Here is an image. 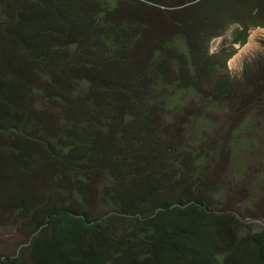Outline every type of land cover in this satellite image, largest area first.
<instances>
[{
  "label": "trees",
  "instance_id": "16d2710c",
  "mask_svg": "<svg viewBox=\"0 0 264 264\" xmlns=\"http://www.w3.org/2000/svg\"><path fill=\"white\" fill-rule=\"evenodd\" d=\"M144 1L0 0V212L30 226L0 264H264L207 170L223 128H177L182 91L264 102V57L234 91L207 48L264 27V0Z\"/></svg>",
  "mask_w": 264,
  "mask_h": 264
},
{
  "label": "rangeland",
  "instance_id": "374dc122",
  "mask_svg": "<svg viewBox=\"0 0 264 264\" xmlns=\"http://www.w3.org/2000/svg\"><path fill=\"white\" fill-rule=\"evenodd\" d=\"M170 1L188 2L167 0ZM144 2L146 9L151 12L154 6L146 0ZM238 2L230 0L222 11L236 15L242 13L243 4L241 6ZM162 12L163 9L160 13ZM190 12L185 6L183 16L186 17ZM166 15L167 18L171 17V14ZM222 15L224 16L221 14L219 17L222 18ZM261 17L264 18L263 13ZM234 25L224 30L219 37L211 39L207 48L209 53L220 54L223 58L218 60L224 64L221 63L225 73L230 75V82L236 88L234 91H239L237 86L245 79V66H252L259 58L264 57V27H251L243 44H231L230 31ZM224 71L216 69L214 73L204 76L206 78L200 84L207 89L220 84L217 77L226 75ZM181 94L186 110L197 121L191 118L189 123V118L184 119L183 115H178L179 131L187 134L198 129L203 136H215L214 129L221 126L224 130L222 139L225 141L216 138L218 144L215 156L207 165L210 176L217 181L218 195L247 223L254 227L264 226V102L252 108L241 109L231 105L226 97L207 98L204 91L196 93L186 90ZM29 227L9 222L6 215L0 212V256L14 252L23 245L27 241Z\"/></svg>",
  "mask_w": 264,
  "mask_h": 264
}]
</instances>
